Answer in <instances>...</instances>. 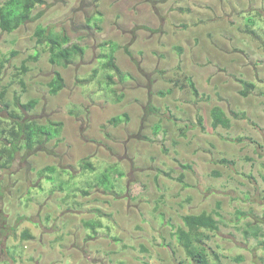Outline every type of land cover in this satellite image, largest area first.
<instances>
[{
    "label": "rangeland",
    "instance_id": "rangeland-1",
    "mask_svg": "<svg viewBox=\"0 0 264 264\" xmlns=\"http://www.w3.org/2000/svg\"><path fill=\"white\" fill-rule=\"evenodd\" d=\"M46 2L40 21L0 32V90L7 88L10 103L15 96L37 101L25 119L62 123L59 139L0 168V264H193L172 233L182 215L209 212L217 202L225 226L209 245L225 255L221 264L237 255L239 264H252L255 243L244 247L233 226L236 211L264 203V0ZM38 23L63 30L84 55L66 68L50 64L33 38ZM108 42L120 47L124 74L109 86L101 58ZM55 71L64 88L50 96ZM237 79L255 89L242 96ZM216 106L230 128L211 127ZM122 114L127 122L109 123ZM45 166L55 168L53 180L38 178ZM107 171L105 190L98 179ZM88 220L102 226L95 236L83 226ZM25 229L32 240L20 239Z\"/></svg>",
    "mask_w": 264,
    "mask_h": 264
},
{
    "label": "trees",
    "instance_id": "trees-1",
    "mask_svg": "<svg viewBox=\"0 0 264 264\" xmlns=\"http://www.w3.org/2000/svg\"><path fill=\"white\" fill-rule=\"evenodd\" d=\"M46 0H4L0 2V32L6 34H12L20 28L40 21L44 16V11H37L39 8L47 6ZM90 20H88V23ZM93 23V26H96ZM89 27L90 25L87 24ZM97 27V26H96ZM248 32L255 34L251 29H247ZM33 38L38 46L48 54V61L52 65H57L66 68L72 63L73 59L82 57L85 49L77 43H73L68 35L63 31H56V28L51 26H44L38 23L35 27ZM104 47L109 48L107 54L101 55L104 59L102 63V69L106 72V84L112 85L114 75L122 78L124 74L121 72L116 64L115 52L120 48L117 44L108 42ZM180 53L181 49L176 48ZM12 52L11 55H14ZM38 55L32 57L33 60H37ZM5 61L0 62V71L3 68ZM27 71L26 63H23L21 69L17 70V77L22 84V77ZM95 74V72H94ZM241 84V95L247 96L252 90L255 89V85L252 82L237 79ZM186 83L190 88L193 96L198 97L199 93L196 89L194 82L191 78H186ZM48 93L50 96H56L64 88V80L62 74L59 71H55L52 79L48 82ZM170 91L159 92L161 96L169 94ZM14 101L11 103L7 99V88L2 87L0 90V113H6L7 117L0 116V168H10L17 157L24 159L28 153H33L37 150L44 149V147L51 141L59 139L62 132V123L60 122H48L40 124L35 121H30L24 118L23 113L28 112L30 109H34L37 101L30 100L26 104L21 103L18 96L14 97ZM212 122L211 127L217 129L218 127L228 129L230 128V119L219 108L214 107L210 112ZM237 118L246 119L244 113H233ZM199 123L201 125L202 119L199 117ZM128 121V116L122 114L121 116H115L109 120L114 126H117L123 122ZM160 129L157 126V131ZM159 132V131H158ZM157 132V133H158ZM155 133V134H157ZM244 138H238L236 141L241 142ZM150 140V139H148ZM221 163L233 164L231 161L222 159ZM183 169H189L188 165H181ZM82 168L84 170H91L93 167L87 160H83ZM55 174V168L53 166H45L38 172V178H46L53 180L52 175ZM109 171L103 174V178L98 179V185L103 186L106 190L108 186ZM121 175V174H120ZM170 178L169 173H165ZM219 175V173H215ZM181 181V178H178ZM37 186L41 188L40 182H37ZM89 187V186H88ZM90 188V187H89ZM58 189L62 190L61 187ZM84 195H88V191L82 190ZM69 196H66L68 199ZM221 204L216 203V206L211 211H202L198 214H185L181 216L180 226L175 228L172 236L175 237L176 242L180 249L183 251L187 259L193 264H218L221 263V259L225 258L222 252L218 251V247L210 246L209 242L213 239V234L219 230V227L224 224L221 216ZM95 212L100 214V210L95 209ZM235 223L244 221L247 217L246 212H235ZM1 219V213H0ZM83 226L85 229H90L94 236L96 235V229L102 227L101 224L95 221H84ZM246 238L252 237L254 240L261 239L264 236L260 226H256L252 221L248 220L241 227L238 228ZM215 231V232H214ZM20 239L22 241L32 240L33 236L28 229L21 231ZM93 237L87 235V240H91ZM170 249L169 244H164ZM259 245L264 246V242H260ZM146 249L142 247V251ZM234 264H239L244 261L242 255H237L232 259ZM179 264H183L182 261Z\"/></svg>",
    "mask_w": 264,
    "mask_h": 264
},
{
    "label": "flooded vegetation",
    "instance_id": "flooded-vegetation-1",
    "mask_svg": "<svg viewBox=\"0 0 264 264\" xmlns=\"http://www.w3.org/2000/svg\"><path fill=\"white\" fill-rule=\"evenodd\" d=\"M249 198H250V196H249ZM244 212H246V214H247L246 219L244 221L240 222V223H236V225L233 226V229L236 231L245 222L250 220L256 226L257 225L260 226V228L262 229L263 234H264V203H262L258 209L250 207ZM222 226H225V224H222L219 227V230L216 231L217 236H220L218 234H219ZM238 232L241 233V231H239V230H238ZM241 238L243 239V242H244L243 244L244 245H245L246 242H248L250 244L251 241H253L255 243V248L251 249L252 252L249 250V254L252 256L251 257L252 258V264H264V254L263 255H259V250L260 249L264 251V246L263 245H259L260 242H264V236H262L261 239H259V240H254L252 237H250V238L241 237ZM244 247H248V246L245 245ZM252 253H254V254H252ZM218 264H221V263H218Z\"/></svg>",
    "mask_w": 264,
    "mask_h": 264
}]
</instances>
